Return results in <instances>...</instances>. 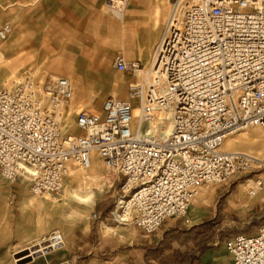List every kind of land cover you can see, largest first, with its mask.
<instances>
[{
	"label": "built area",
	"instance_id": "2783aa9c",
	"mask_svg": "<svg viewBox=\"0 0 264 264\" xmlns=\"http://www.w3.org/2000/svg\"><path fill=\"white\" fill-rule=\"evenodd\" d=\"M127 2L106 5L120 18ZM11 31L4 23L0 41ZM113 64L139 81L126 98H105L100 112L72 111L79 133L61 132L73 98L67 77L26 73L0 87L1 177L57 200L71 168L86 174L96 152L109 187L119 182L113 219L147 236L185 217L202 185L243 179L249 197L264 190V157L223 149L233 133L264 128V0H171L149 67L122 53ZM57 237L54 230L47 238L64 244ZM224 246L232 264H264V220Z\"/></svg>",
	"mask_w": 264,
	"mask_h": 264
},
{
	"label": "crops",
	"instance_id": "0c3cea01",
	"mask_svg": "<svg viewBox=\"0 0 264 264\" xmlns=\"http://www.w3.org/2000/svg\"><path fill=\"white\" fill-rule=\"evenodd\" d=\"M170 2L167 0V5ZM154 4L153 0L129 3L122 21L105 6V0H0V27L4 23L12 27L9 37L0 41V49L3 58L8 61L14 60L18 65L30 62L33 65H25L19 76L31 73L41 79L48 75L67 77L73 87V98L69 105L77 101L83 107L99 108L101 111L105 98H126L128 84L138 79L116 69L113 59L117 53H122L127 61H139L143 66L150 64L166 23L160 18L155 21ZM152 30L154 32L150 39L148 36ZM242 150L258 152L259 148L246 147ZM71 171L80 174L75 168H71ZM114 183L118 185L119 182L116 180ZM241 187L243 192L246 191L243 184ZM30 193L27 180L18 178L14 183H9L0 175V249H4L0 264H11L10 256L14 252L33 245V241L54 230L59 231L64 245L57 251H53L54 248L40 254L26 264H145L144 252L151 240H163L165 233L170 234L174 227L181 232L185 227L201 224L205 216L197 219V213H191L193 221L184 219L183 227L175 223L168 228L169 225L164 224L166 220L162 229L158 230V237L153 239L149 235L139 234L132 247V240L139 229L128 226V231L110 233L103 230L102 221L110 216L111 210L104 217L96 209L97 205L100 208L107 205L105 197L97 196L99 199L94 202L91 215L84 222L81 215L80 220L73 222L62 217L65 213H47L43 227L39 213L22 211V200ZM10 200L19 203V213H14ZM35 200L40 201L38 197ZM250 200L253 203L264 201V190ZM8 206L9 213H3ZM93 214L97 217L95 224L90 221ZM121 234L124 239H121ZM225 239L220 242L216 238L202 253L197 252L189 264H232L231 255L224 246ZM179 247L177 241L172 242L173 249ZM41 255L45 256L42 258ZM149 261L158 264L152 258Z\"/></svg>",
	"mask_w": 264,
	"mask_h": 264
},
{
	"label": "rangeland",
	"instance_id": "374dc122",
	"mask_svg": "<svg viewBox=\"0 0 264 264\" xmlns=\"http://www.w3.org/2000/svg\"><path fill=\"white\" fill-rule=\"evenodd\" d=\"M136 1L137 2H144V1L148 2L149 0H128L127 5L124 9L125 15L129 9V6H128L129 3L136 2ZM105 6L107 7L106 0H105ZM168 9H170L169 6H168L167 10ZM167 10L165 9V11H167ZM167 13H168V11H167ZM165 21L166 20H164V22ZM153 32H154V30L149 32L148 37L150 39H151V36L153 35ZM96 43L98 44L100 42H96ZM0 63H1L0 64V87L1 86H7L8 87V86L12 85L18 79L20 72L22 71V68L25 65L33 66L30 62H23V63L18 65V64H16V62L14 60L9 59V61H8V59L6 60L5 58L1 59ZM37 71H39V70H37ZM40 72L42 73V75L46 76L43 71H40ZM50 76L52 77L53 75H48V77H50ZM80 107H82V108H80ZM67 108L71 109V111H75V112L80 111L81 109L86 110V111H90L89 109H91L92 111H100L99 108L95 109L94 107H88L89 108L88 109L87 107H83V105H80V103H78L77 101H73V103L71 105H68ZM78 108H80V109L78 110ZM71 111H70V120L73 122L74 116L72 115ZM71 115H72V117H71ZM252 128L260 129L258 127H252ZM240 132H236L235 134L240 133ZM248 133L250 134V136L249 135L248 136H238L236 139H234L232 142H230L228 144L229 148L233 149V150L236 149V150L242 151V148H246V147L253 148L255 146V148L257 149L263 145V143H264L263 137L264 136L260 135L261 133H257L254 130H249ZM246 152H250V153H254V154L257 153V151H246ZM95 159L96 160L99 159V155L97 153L92 154V160H95ZM72 172H75V171H72ZM102 172H103V174L106 175L105 177L110 178L112 181V179H113L112 176L110 174H108V172L105 171L104 167L102 169ZM242 184L245 186L246 181H244L243 179H233L230 182L223 184V185H217V184H212V183L202 185L198 189L197 195L192 200L191 205H190V209H188L185 217L178 218L176 221H173L171 218V219H168L164 224L169 225L168 228H170V226L174 225L175 223H177L175 225H177V226L179 225V227H183L185 225L183 223V220L187 219L188 221H193V219L191 220L190 214L191 213H197V219L205 214V216L202 217L203 221L206 219H210V220H212V222H214L217 225V228L228 229V230H230L232 232H236V233H241V232L242 233H254L255 229L264 220V201H262L260 203H253L250 199H253L256 195L253 197H249L246 194V191L243 192V189L241 187ZM102 185H103L104 189L102 191H100V194L99 195L97 194V196L99 198L105 197L108 200V204L112 203V206H113L117 184L114 183L113 186L110 188H109V185L106 183H103ZM203 191H204V194L202 193V195L200 196L199 194H201V192H203ZM60 198L57 200H52V199H49L46 197H38V200L48 199V200H46V201L44 200V201L47 203L49 201H51L50 203L53 206L57 207L58 204L61 203ZM99 198H96V200ZM96 200H95V202H96ZM9 202L14 208V213H19L20 212L19 203H17V201H11V200ZM93 206H94V204L87 211V213H81V216H83V220L86 221V219L88 217H90V215H91L90 211L93 208ZM256 217H258V218H256ZM90 221L94 224L97 222V220H95L94 217L93 218L91 217ZM104 221L114 227L113 231H118V232L123 231V230L128 231V229H129L128 226H126L124 224L117 223L113 219L112 213H110V216L107 219H105ZM98 226H99V224H98ZM162 227L163 226H161L160 228L162 229ZM103 230L105 232L110 231V230H106L105 228H103ZM110 233H114V232L110 231ZM51 234H52V232H49V233L43 234L41 237H48ZM139 234H142V233L140 231H138L136 233V235H134L135 238L132 240L133 241L132 247L135 246L136 238L140 237ZM153 234H150L148 237H150V238L152 237L154 239V237H158V235H159L158 231L153 233ZM120 237H121V239H124V236L122 234ZM137 242H139V241L137 240ZM33 243H34V241H33ZM63 245L64 244L57 245L56 249L53 251H57ZM25 248L26 247L17 250L16 252L13 253L12 256H10L11 264H26L27 262L32 260V257L30 258V260H26L27 257L23 258L21 260H14V259H17V257H15V255H17V253H19V252L23 253V251L26 250ZM3 252H4V249H0V256L3 254ZM39 255L40 254H37L36 256L39 257ZM44 256L45 255H41L42 258Z\"/></svg>",
	"mask_w": 264,
	"mask_h": 264
},
{
	"label": "bare ground",
	"instance_id": "6f19581e",
	"mask_svg": "<svg viewBox=\"0 0 264 264\" xmlns=\"http://www.w3.org/2000/svg\"><path fill=\"white\" fill-rule=\"evenodd\" d=\"M153 1L155 3L154 4V15L157 16L155 18V21L159 18L162 20H167V17L169 15V11H170V9L167 10V8H168V6L170 7V4L167 5V0H153ZM165 9L168 11V13H167V11H165ZM124 16H125V13L123 11L122 15L118 19L123 21ZM0 57L3 58V53L1 52V49H0ZM149 65L150 64L144 66L145 69L147 67H149ZM135 81H139V76H138V79H136ZM80 108H82V107H80ZM80 108H78V110ZM89 110L92 111L91 109H89ZM70 111H71V109H68L66 106L61 113V117H60L61 132L67 133L68 131H71L74 133H79L78 129H76L74 126L71 127L72 122L70 120ZM95 112H100V111H95ZM135 112H137V111H135ZM71 113H72V111H71ZM170 127H171L170 123L165 127L166 133L169 132ZM249 130H254L255 132L261 133L260 135L264 136V128L244 129V130H241V132L239 131L240 133H237V134L233 133L232 135H230L226 139L225 143L223 144V149H230L228 144L230 142H232L234 139H236L238 136H248V135L250 136V134L248 133ZM261 147H259V151L257 153H255V155H257L258 157H264V146L262 148ZM253 148H255V146ZM93 153H96V152H93ZM103 167H104V165H103V163L99 157L98 160H96V159L91 160L90 167H89L86 174L81 175V174H77V173L72 172V171L69 172V174L63 179V185H64V192L65 193L61 198V203H59L57 207L53 206L50 202H48L49 203L48 204L44 200L36 201L35 195L33 196V193L31 192L30 195H26L22 200V211H23V213H32L33 211H34V213H39L40 223L43 224V227H44V222H45L44 221L45 215H47V213H65V215L62 214L63 215L62 217L63 218L65 217V219H67L68 221L71 220L74 222V221H77V219L80 220L79 215H81V213H87V211L94 204V202L97 198V194L104 189L102 184L106 183V184L110 185L112 182L110 178L105 177L106 175L103 174V172H102ZM25 190L27 191V189H25ZM26 193L28 194V192H26ZM202 193L204 194V191L201 192V194H199V195L201 196ZM189 209H190V207H189ZM9 211L10 210H9V206H8L3 210V213H9ZM60 220H62V219H60ZM47 221H49V220H47ZM84 221L85 220H83V222ZM51 222H52V219H51L50 223ZM102 227L105 228L106 230H110V231L114 230L113 229L114 227L111 226L110 224L106 223L105 221H102ZM58 238H60L62 240L61 236L57 237L56 240ZM54 241H55V239H53V240L49 239L48 240L47 237H42L39 240H37L36 242H34L33 245L26 247L25 248L26 253H22L20 256L17 257V259H14V260H21V259L26 258V257L27 258H31V257L34 258V257H36L37 254H43L47 251H50V250L56 248V245H57L56 243L58 241H55V242Z\"/></svg>",
	"mask_w": 264,
	"mask_h": 264
},
{
	"label": "trees",
	"instance_id": "16d2710c",
	"mask_svg": "<svg viewBox=\"0 0 264 264\" xmlns=\"http://www.w3.org/2000/svg\"><path fill=\"white\" fill-rule=\"evenodd\" d=\"M112 207V203L108 204V202L103 208L97 205L96 212L107 217ZM236 234V232L228 229L220 230L210 219L189 228L185 227L181 232L177 231V227H174L170 234L165 233L163 240H151L147 244L144 252L145 264H152L149 261L150 258L157 261L158 264H189L197 252L202 253L209 244L215 242L216 238L222 242L223 239L233 237ZM173 241H177L180 247L173 249ZM165 250H170V252L165 253Z\"/></svg>",
	"mask_w": 264,
	"mask_h": 264
},
{
	"label": "water",
	"instance_id": "95a60500",
	"mask_svg": "<svg viewBox=\"0 0 264 264\" xmlns=\"http://www.w3.org/2000/svg\"><path fill=\"white\" fill-rule=\"evenodd\" d=\"M23 253H26V250H24ZM21 254H22V252H21V253L19 252V253H17V255H15V257H18V256H20ZM26 260H30V258H27Z\"/></svg>",
	"mask_w": 264,
	"mask_h": 264
}]
</instances>
